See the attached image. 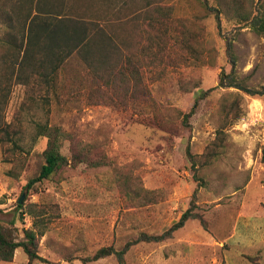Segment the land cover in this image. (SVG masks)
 <instances>
[{
  "label": "rangeland",
  "instance_id": "1",
  "mask_svg": "<svg viewBox=\"0 0 264 264\" xmlns=\"http://www.w3.org/2000/svg\"><path fill=\"white\" fill-rule=\"evenodd\" d=\"M154 1L155 7L172 12L171 33L185 37L195 50L184 52L188 59L177 65L166 57L147 67L145 78L160 118L154 121V111L133 106L132 98L123 107L108 97H93L89 81L81 97L61 113L30 101L24 85L11 87L2 113L8 123L21 118L15 125L21 148L0 144V219L16 217L20 238L23 228L33 226L34 215L44 222L39 254L47 262L33 264H84L81 258L101 247L120 250L142 233L162 234L189 209L195 218L171 238L132 245L124 264H264V96L215 88L200 100L188 123L178 116L192 108L198 89L216 87L221 72L231 71L224 36L233 39L236 76L250 87L264 85V35L239 26L225 0H209L221 9L220 29L214 13L205 11V0ZM144 2L128 8L122 0L99 2L109 12L106 21L115 23L119 45L126 33L118 24L140 28ZM1 12L0 39H7V17ZM177 49L172 45L173 57ZM233 103L236 114L227 118L225 111ZM47 121L60 122L74 135L76 146L91 149L92 157L107 156L110 163L70 165L27 189L45 162L47 138L38 136L35 126ZM188 145L198 161L196 172L187 157ZM62 152L72 158L70 141ZM22 194L24 208L31 211L21 217L15 205ZM28 261L18 248L13 261L0 264ZM88 264L121 263L112 255Z\"/></svg>",
  "mask_w": 264,
  "mask_h": 264
},
{
  "label": "trees",
  "instance_id": "2",
  "mask_svg": "<svg viewBox=\"0 0 264 264\" xmlns=\"http://www.w3.org/2000/svg\"><path fill=\"white\" fill-rule=\"evenodd\" d=\"M103 1L0 0L1 13L7 17L8 30V38L0 39L1 145L12 142L15 148H21L18 143L20 136H17L20 131L15 127L17 123H20L21 118L17 117L8 123L4 120L2 113L3 106L7 103L12 91L11 87L16 83L26 87V91L31 96L30 101L42 103L47 105L49 110L61 113L67 111L70 104L81 97L80 94L85 88L84 82L89 81L93 97H108L123 107H127L132 98L133 106L153 110L154 121L160 118L162 112L145 78L146 70H149L147 67L161 61L165 62L166 57L169 59L168 62L177 65V61L182 63L184 58L188 59L187 56L182 57L184 52H190V49L191 52L195 50L185 37L171 33L168 22L171 20L172 12L169 8L155 7L154 0H145L139 10L145 11L140 28L135 29L134 25L125 27L123 22L118 24L121 32L126 33L119 45L118 37L113 29L115 23L106 21L109 12H106L99 3ZM138 1L122 0V4L125 8H128L130 4L135 7ZM225 1L235 10L239 26H247L255 33L264 35V7L261 0ZM6 4L9 7L7 10L4 9ZM202 5L206 12L214 13L220 29L221 9L209 0L203 1ZM165 9L168 11L163 12ZM170 40H173L171 44ZM224 40L226 52L233 65L232 69L230 72L225 69L221 72L216 87L197 90L192 108L188 112L179 111L178 113L184 123H188L196 113L200 100L215 88H237L251 96H264V85L250 87L236 76L233 39L224 36ZM172 45L180 50L176 53L178 56L174 54L173 57ZM196 58L198 59V55ZM38 93L40 94L37 97L38 100L34 99ZM226 108L227 106L224 107ZM236 109L237 103H233L232 107L225 111L226 117L228 118L229 114ZM239 116L240 114L235 118ZM166 123L165 121L164 125ZM35 128L38 136L47 138V145L43 151L45 162L39 173L29 179L26 184L27 189L64 167L81 163L100 167L108 165L111 161L104 155L92 157L91 149L76 146L74 135L60 122L37 123ZM218 140L223 141L220 136ZM65 141L71 142L72 158H68L62 152ZM186 152L191 167L196 172L198 161L196 155L191 152L190 145L187 146ZM134 193L136 195L138 190H134ZM19 199L15 206L17 212L21 210L22 217V214L30 212L31 208H24L25 203H19ZM1 203L3 202L0 199ZM34 216L36 219L40 218L38 215ZM195 217L196 214L189 209L182 214L179 221L162 234L142 233L136 240L127 242L120 250L114 246H104L93 255L82 257L81 260L84 264H88L115 255L118 261L124 264L125 255L132 245L139 242H161L171 238L175 231ZM36 219L33 226L22 229L23 238H20V228L16 224V217L8 222L0 219V261H13L16 250L22 248L28 256L29 264L36 261L47 262L39 254V240L45 233L44 222ZM201 220L204 225L205 221L202 218ZM245 257L254 260V257L250 255Z\"/></svg>",
  "mask_w": 264,
  "mask_h": 264
},
{
  "label": "water",
  "instance_id": "3",
  "mask_svg": "<svg viewBox=\"0 0 264 264\" xmlns=\"http://www.w3.org/2000/svg\"><path fill=\"white\" fill-rule=\"evenodd\" d=\"M24 198H25V194H23V195L20 197V199H19V203H22L23 200H24Z\"/></svg>",
  "mask_w": 264,
  "mask_h": 264
}]
</instances>
